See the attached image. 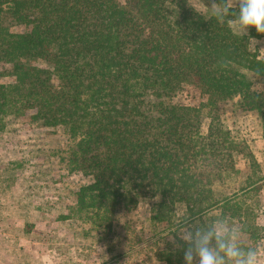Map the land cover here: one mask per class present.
Returning a JSON list of instances; mask_svg holds the SVG:
<instances>
[{"label":"trees","instance_id":"16d2710c","mask_svg":"<svg viewBox=\"0 0 264 264\" xmlns=\"http://www.w3.org/2000/svg\"><path fill=\"white\" fill-rule=\"evenodd\" d=\"M215 1L221 10L205 16L190 0H0V77L10 79L0 82V130L8 115L62 128L66 165L90 178L77 203L106 230L120 208L142 201L164 225L177 203L191 218L220 204L238 210L216 197L215 183L235 172L238 158L257 163L222 110L237 100L264 126V87L253 89L248 75L264 78V60L250 49L264 35L235 31L238 6ZM185 85L200 91V105L173 101ZM203 240L217 256L229 245L214 230L180 239L179 263L199 264ZM156 253L166 264L177 257Z\"/></svg>","mask_w":264,"mask_h":264},{"label":"rangeland","instance_id":"374dc122","mask_svg":"<svg viewBox=\"0 0 264 264\" xmlns=\"http://www.w3.org/2000/svg\"><path fill=\"white\" fill-rule=\"evenodd\" d=\"M190 2L205 16L221 10L215 0ZM228 3L237 6L235 0ZM250 49L264 60V37H252ZM248 75L253 89L261 91L263 76L253 71ZM9 80L0 77V82ZM203 99L189 85L173 97L175 103L186 105H200ZM222 118L235 139L248 142L256 158L255 166L238 158L235 172L225 174L214 186L217 198L237 202L241 210L225 211L220 204L203 218H191L185 206L177 203L172 222L164 225L151 221V204L142 201L130 211L120 208L116 226L106 230L77 203V190L90 178L70 170L63 159L70 137L62 128L6 116L0 130V264H166L157 251L174 250L177 255L180 239L200 240L211 230L229 236V245L245 253L258 249L264 264L262 119L237 100L222 110ZM208 123L209 118H204L203 132ZM235 260L221 248L218 264H235ZM174 264H182L178 255Z\"/></svg>","mask_w":264,"mask_h":264},{"label":"clouds","instance_id":"9594fccd","mask_svg":"<svg viewBox=\"0 0 264 264\" xmlns=\"http://www.w3.org/2000/svg\"><path fill=\"white\" fill-rule=\"evenodd\" d=\"M238 6L237 20L229 22V26L241 34H246L250 28H255L259 34L264 35V0H235ZM215 8V5H213ZM229 257L236 258L235 264H261L258 249L252 248L247 253L236 248L234 245H220ZM196 252L200 257L199 264H218L217 256L207 246V240L198 241ZM191 261V249L187 254Z\"/></svg>","mask_w":264,"mask_h":264}]
</instances>
